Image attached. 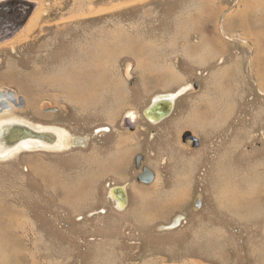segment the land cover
I'll list each match as a JSON object with an SVG mask.
<instances>
[{"label":"rangeland","instance_id":"rangeland-1","mask_svg":"<svg viewBox=\"0 0 264 264\" xmlns=\"http://www.w3.org/2000/svg\"><path fill=\"white\" fill-rule=\"evenodd\" d=\"M20 1L33 10L0 43V95L17 97L24 123L88 144L0 160V252L15 249L5 261L264 264V0ZM72 73L106 82L81 105ZM185 87L168 117L147 122L155 96ZM21 138L0 135V151ZM143 167L153 183L137 181Z\"/></svg>","mask_w":264,"mask_h":264},{"label":"bare ground","instance_id":"bare-ground-1","mask_svg":"<svg viewBox=\"0 0 264 264\" xmlns=\"http://www.w3.org/2000/svg\"><path fill=\"white\" fill-rule=\"evenodd\" d=\"M0 1H5V0H0ZM240 1V0H239ZM244 1V0H243ZM246 1V0H245ZM17 3H19V1L17 0H14L11 2L12 5H16ZM244 3V8L245 7H248V4H246L245 2ZM250 7V6H249ZM252 7V6H251ZM249 9V8H248ZM40 13V12H39ZM35 18V17H34ZM38 19V18H37ZM29 26H27L26 28H23V30L21 31L20 33V36L19 37H24L26 36L31 30H32V26H34V20H29ZM25 27V26H24ZM223 32V31H222ZM133 37V36H132ZM229 37V36H228ZM15 40V39H14ZM10 42V41H9ZM4 44V43H3ZM2 44V45H3ZM100 47V46H99ZM80 48V47H79ZM128 48V47H127ZM97 50V49H96ZM132 50V48L130 49ZM128 51V49H127ZM98 53H102V52H98ZM97 65V64H96ZM100 67V66H99ZM149 68V67H148ZM69 71V70H68ZM80 71V70H79ZM77 72V71H75ZM110 73V72H109ZM85 75V74H84ZM175 75V74H174ZM68 76V75H67ZM72 76V77H71ZM81 76V74L79 75ZM107 76V75H106ZM58 77V76H57ZM56 77V78H57ZM70 78H67L69 80V82L72 84V89H74V91L76 93L79 94V97L80 99L79 102L86 105L88 104L89 101L93 100L95 97H96V94L99 92H97L96 94L94 93V89L96 90H99V87L101 86V90H102V87L105 85V77H104V74H103V77L102 80H101V76L100 75H96L95 73H87L83 78L82 77H77V75L75 73H72V75L69 76ZM87 77V78H86ZM108 77V76H107ZM82 78V80H81ZM86 78V79H85ZM88 79V81H87ZM263 79V78H262ZM51 80V79H50ZM49 81V79H48ZM54 81V80H53ZM59 82H61V80H58ZM49 84V83H48ZM51 84V83H50ZM54 84V82L52 83ZM99 86V87H98ZM107 86V85H106ZM188 90V88H183L181 89L180 91H178L176 94H162V95H158V96H155L153 98V101L149 104L148 107H150V105L154 104V103H157V102H160V103H169L170 105V113L168 114V116L171 114L172 110H173V106H174V101L177 99L176 97L184 94L186 91ZM93 91V92H92ZM2 92L0 91V94ZM5 93V92H3ZM10 95V94H9ZM102 94H100V97ZM177 95V96H176ZM229 96V95H228ZM3 96L0 95V98H2ZM14 100H15V103L17 101V97H14ZM95 101V100H94ZM78 102V103H79ZM93 102V101H92ZM91 103V102H90ZM1 104V103H0ZM147 107V108H148ZM12 109H15V106H12L11 107ZM146 108V109H147ZM11 111H6L2 114V112H0V135H5V134H8L9 135V139L11 141L15 140L16 137H21L22 138L20 139V142L10 148H7V150L4 149V151H0V160H5L7 158H10L14 155H16L17 153H19L20 151H27V150H36V149H39V150H42V151H46V152H62L66 149L69 148L70 146V141L71 138L68 136L69 134H67L66 132H64L63 130L59 129V128H55V127H45V126H41V125H32V124H28L27 123H24L26 121H23L22 119L18 118V117H15L14 114H11L12 110ZM220 109V108H219ZM161 111H163L162 109L160 110H157V114H160ZM144 112V110H143ZM166 116V117H168ZM130 121H134V113H130ZM166 117H164L163 119L159 120V121H155V120H152V119H147L149 123H158L162 120H164ZM13 125V126H12ZM4 126H7L5 127L4 129H2ZM22 128H25L26 130H30L32 132H37V133H47V132H51L49 134H52L53 136L51 137H48V138H44L45 139V143H42L44 141V139H42L43 141L41 140H36V139H33V138H25V133L23 131ZM108 131L107 128H100L96 131V133H99V132H104L106 133ZM80 137V136H79ZM55 139V142L53 143V140ZM86 139V145L88 144V140L87 138ZM189 140V139H188ZM77 143V142H76ZM49 144V145H47ZM54 144V145H53ZM79 144V143H77ZM53 145V146H52ZM81 145V144H80ZM77 147H80L79 145H76ZM86 147V146H85ZM83 147V148H85ZM88 149V148H87ZM154 179V178H153ZM69 192V190H67ZM114 192H117L115 195H111L110 197L113 199V201L116 203V207L118 208V210H122L124 208V204H125V192H124V189L123 188H114L111 190V193L113 194ZM66 198L70 197L69 194H65ZM73 196V194H71V197ZM255 197V196H254ZM67 198V199H68ZM249 198V197H248ZM251 198V197H250ZM244 203V202H243ZM236 204V203H235ZM10 216V215H9ZM8 217V216H7ZM12 219V218H11ZM17 219V218H16ZM6 222V221H5ZM7 222L10 223L11 220L10 218L8 217L7 219ZM1 223V222H0ZM4 223V222H3ZM14 224H15V221H14ZM6 225V224H4ZM10 225V224H9ZM7 226V225H6ZM2 229V228H1ZM2 231V230H0ZM5 233V231H3ZM1 235V234H0ZM3 235V234H2ZM4 236V235H3ZM0 241L2 242V245H3V241L2 238L0 239ZM21 242V241H20ZM17 247V246H16ZM3 248V247H1ZM0 248V250H1ZM6 250V249H5ZM4 251V250H3ZM3 251L0 252V264H17L15 262V258L13 257V260L10 261V262H6L5 261V258L8 256H11V253H13V256H14V251L15 249H13V251L11 252H8L5 256L3 254ZM96 252V251H95ZM16 253V252H15ZM25 253V252H24ZM10 254V255H9ZM26 256V255H25ZM23 258V257H22ZM23 260V259H22ZM31 261V264H36V260H34V258H31L30 259ZM18 262V261H17ZM200 262V261H199ZM24 263V262H23Z\"/></svg>","mask_w":264,"mask_h":264},{"label":"water","instance_id":"water-1","mask_svg":"<svg viewBox=\"0 0 264 264\" xmlns=\"http://www.w3.org/2000/svg\"><path fill=\"white\" fill-rule=\"evenodd\" d=\"M14 0H5V1H0V34H3V36L0 37V43H3L7 40H10L18 31L21 30L23 25L25 24L26 20L30 16L32 10H33V4L26 3L24 1H19V4L24 3L27 7L26 12H18L15 10V8H10L12 7L11 2ZM29 8V9H28ZM25 9V8H24ZM5 31V32H4ZM162 109L160 114H157V110ZM170 105L169 103H154L150 105L147 109L144 110L143 116L146 119H152L155 121H159L163 119L164 117L168 116L170 113ZM55 112V110H52ZM128 119V118H127ZM131 129H133V126H130ZM24 131L25 138H33V139H44L45 136L44 134L37 133V132H32L30 130H26L25 128H22ZM189 135V134H187ZM189 141L192 143L191 146H197V140L191 136H189ZM79 144H77V143ZM86 139L82 137H75L72 139L71 143L73 146L76 147V145H79L81 147L86 146ZM81 144V145H80ZM142 161L141 156H137L135 158V167L138 169L140 163ZM154 178L153 173L148 170L147 168H142L140 171V174L137 177V181L145 184H149L152 182ZM193 210H196L200 208V196H197L194 200L193 203ZM184 220V217L182 215L176 216L168 225H162L159 226V231H170L174 230L179 225L182 223Z\"/></svg>","mask_w":264,"mask_h":264},{"label":"flooded vegetation","instance_id":"flooded-vegetation-1","mask_svg":"<svg viewBox=\"0 0 264 264\" xmlns=\"http://www.w3.org/2000/svg\"><path fill=\"white\" fill-rule=\"evenodd\" d=\"M18 9V8H17ZM18 12H22V10H20V9H18ZM5 32V31H4ZM3 35V34H2ZM2 96V95H1ZM5 98V99H4ZM179 98V97H178ZM176 101V100H175ZM0 112H4V111H11V107L12 106H15V105H17L18 103H17V101H16V103H15V100H14V98L12 97V95H9V94H7V95H4L3 97H2V99L0 100ZM175 104V103H174ZM172 113V112H171ZM161 122V121H160ZM149 123V122H148ZM159 123V122H158ZM158 123H154V124H152V123H149V124H151V125H157ZM106 133H110V129L106 132ZM184 137H185V139H188L189 138V135H184ZM152 139V138H151ZM152 141V140H151ZM155 180V176H154V179L152 180V181H154ZM153 183V182H152ZM117 192H115V194H116ZM116 196V195H115ZM102 213H105L104 211H102Z\"/></svg>","mask_w":264,"mask_h":264},{"label":"crops","instance_id":"crops-1","mask_svg":"<svg viewBox=\"0 0 264 264\" xmlns=\"http://www.w3.org/2000/svg\"><path fill=\"white\" fill-rule=\"evenodd\" d=\"M11 8V7H10ZM3 36L2 34H0V37ZM135 131V130H134ZM134 131L131 132V134H134ZM156 136V135H155ZM149 142V141H148ZM121 167V171H122V168L123 166H120ZM123 172V171H122ZM119 173V172H118ZM120 174V175H119ZM118 175L122 178V175L121 173H119ZM154 175V174H153ZM127 182H125V185H128V183L126 184ZM123 185V184H122ZM124 186V185H123ZM124 188V187H123ZM112 200V199H111Z\"/></svg>","mask_w":264,"mask_h":264}]
</instances>
